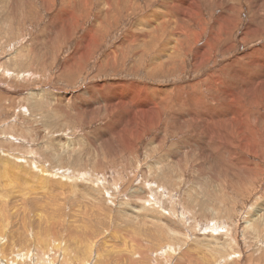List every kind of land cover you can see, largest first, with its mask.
<instances>
[{
  "label": "rangeland",
  "instance_id": "obj_1",
  "mask_svg": "<svg viewBox=\"0 0 264 264\" xmlns=\"http://www.w3.org/2000/svg\"><path fill=\"white\" fill-rule=\"evenodd\" d=\"M31 1L3 0L0 3V66L3 67L0 68V219L2 226L10 222L9 233L5 229L1 232L8 233L3 238L5 241L13 242L10 232L16 231L21 238L19 242L28 244L15 251L5 247L8 258L19 255L18 260H23L13 264H44L39 258H33L37 256L33 251L48 252L45 246L38 248L39 236L48 240L53 249L59 250L54 251V264H264V211L257 217L264 208L263 175L259 179H250L246 174L241 175V166H231V172L234 171L225 179L219 169L220 158L216 159L213 149L212 164L198 172L203 174L198 184L197 158L191 159V164L183 169L184 181L180 180L178 177L182 172L179 167L171 169L176 161L168 158L167 152L176 148L175 143L183 135L170 134L163 147L149 149L152 138L162 134L167 115L157 128L137 143L138 155L126 151L103 166L94 165L107 158L100 151L101 141L105 144L103 141L107 138L100 127L113 116L101 118L98 115L99 119H92L98 113L93 109L103 102L97 94L95 98L99 102L94 103L87 92L97 83L108 88L109 83L123 80H142L163 88L197 80L222 63L264 43V33L260 39L249 41L248 45L240 41L242 29L250 18V8L242 14L244 23L235 33L237 39L232 52L215 54L211 62L194 72L190 55L185 71L176 67L172 73H149L146 62L152 55L139 63H136L137 56L132 55L124 66L110 63L99 70L106 53L118 44L144 10L150 11L149 6L126 21L123 17L119 18V23L114 19L113 28L106 29L109 32L104 33L98 51L88 58L82 50L75 54L76 61H70V54L74 53L82 40L81 35L90 29L92 22L94 27L110 24L111 19L105 20L103 15L100 19L96 17V11L101 7L99 0L79 33L66 43L61 42L64 33L56 17L65 7L62 5L64 0H56L50 11L40 0ZM140 3L142 5L144 1ZM55 24L57 26L53 27ZM87 50L90 51L91 47ZM133 68L137 69L133 71ZM62 96L68 101L59 100ZM86 116L92 120H87ZM114 131L107 132L109 135L113 133L116 140L119 130ZM91 140L96 142L95 149ZM72 141L77 146L72 145ZM62 143L63 146H58ZM146 151H150L149 157ZM163 156L171 163L158 168L156 162ZM185 161L182 158L181 165ZM43 172L47 174L44 178L41 177ZM200 186L206 189L204 194L203 190L198 192ZM193 187L198 188L196 192L199 194L191 190L188 195L187 191ZM36 203L41 207L35 206ZM36 213H41L42 221L49 219L50 234L47 229H42L41 226H47V223L40 224ZM182 214L185 218H181ZM22 228L25 232L21 237ZM132 247L138 250L132 252ZM28 250L32 253L31 258Z\"/></svg>",
  "mask_w": 264,
  "mask_h": 264
},
{
  "label": "bare ground",
  "instance_id": "obj_2",
  "mask_svg": "<svg viewBox=\"0 0 264 264\" xmlns=\"http://www.w3.org/2000/svg\"><path fill=\"white\" fill-rule=\"evenodd\" d=\"M40 1L43 7L49 11L56 5V0ZM142 1H144V4L141 5L140 2ZM1 2H3V0L0 1V3ZM62 3L65 7L61 9L59 15L56 17H58V24L61 26V31L64 33L61 42L66 43L69 39L73 40L79 33L81 25H85V22L91 17L96 6V0H64ZM99 3L101 7L100 10L96 11V17L100 19L103 15L105 20L111 19L110 24L105 26L100 24L94 27V23L92 22L89 27L90 29L81 35L82 40L78 42L74 53L70 54V61H74L76 57L75 54H79L82 50V53L84 52L85 57L88 56V58L94 51H98L100 48L99 45L104 39V33L107 32L106 29L109 27L113 28L114 19L117 23H119V18L122 17L126 21L145 6H149L148 10H150L149 12L144 10L143 15L139 17L133 27L131 26V28L124 33L118 44L106 53L104 59L100 63L99 70L101 71L104 69L105 65H109L110 63L114 65L116 63H121L124 66L127 58L132 55L137 56L136 63L152 55L146 62L149 73L159 71L162 73H172L171 71L176 67H180L184 70L188 57L192 55V71L194 72V70L196 71L201 68L205 63L211 62L215 54H224L226 51L229 53L228 51L232 52L235 49L233 48L236 45L235 42L237 39L235 33L239 30L240 24L243 22L242 14L246 12L245 10L247 8H250V18L242 29L240 41L244 45H248L249 41L253 42L260 39L264 33V0H102V2L99 0ZM153 5H156V7H153ZM217 9L222 10L217 13ZM206 11L207 14L205 13ZM26 12L27 11H25V13ZM60 17L61 20L59 19ZM53 19L55 18H52V20ZM93 21H96V18ZM56 26L55 24L53 27ZM48 37L49 36L46 38ZM83 46L85 48H83ZM88 47H91L90 51L87 50ZM80 56L81 55H79V57ZM67 66H69V64ZM1 67L2 66H0V68ZM135 69L137 68H133V71ZM87 92L92 96L94 103L98 101V99L95 98L97 94L100 95V99H102L103 102V105H97V108L95 107L96 109H93L94 113H98L96 117L92 116V119H99L98 115H100L101 118L113 116L111 121L107 122L105 126L100 127L101 133L107 136L105 141H103L105 144L101 141L102 145L100 147H102V149L100 151H102L107 158L104 161L98 160L94 165L103 166L111 160L114 161V159L124 155L126 151H130L131 154H137L138 152L135 150L137 143L153 129L157 128L164 119V116L167 115L163 123L165 128L162 134H157L152 138L149 149L154 148L152 150H155L163 147L170 134L177 136L181 134L183 136L185 135V137L180 136L179 142L175 141V149L171 148L169 152H167L168 158L172 159L173 162L176 161L172 163L171 169L179 167L182 172L179 173L178 178L180 180L184 181V170L187 164L190 165L192 162L191 159L197 158L199 161L195 164L198 165V168L196 167L197 172L195 171V173L199 176H196V184H198V180L202 178L201 176L203 175L198 172H201V169L205 166L207 167L212 164L211 159L213 158V154L211 151H213V149H215L216 159L220 158V163H218L220 165L219 169H221L220 172L222 174H225V179L228 178L227 175H230L234 171L231 172L233 169L231 166H241V175L246 174V176H250V179H259L262 175L264 176V43L257 44L243 54L235 56L228 62L222 63L217 69L210 71V73L197 80L182 83L180 85L176 84L169 88H163L160 85H149L142 80H123L111 82V84L109 83L108 88L101 86V83H97L96 86L93 85L89 87ZM63 95L67 96L65 93H63ZM60 98L59 100L68 101L64 96ZM74 101H76V99H74ZM76 103L77 102H75V104ZM181 111H183V113H180ZM80 118L82 117L80 116ZM89 118L90 117H88L87 120ZM168 128H170V131ZM114 129V133L116 129L120 132H118L119 137L116 140L113 138V133L109 135V132H107ZM189 131L190 134H188ZM109 140L113 144L109 142ZM90 143L92 148L95 149L96 142L92 141ZM73 144H75V142L72 143V145ZM59 145L63 146V143L58 144V146ZM155 145L158 146L155 147ZM146 153L147 157H149L150 151H146ZM168 158L163 156L162 160L156 162V166L158 168L165 167L166 163H171V160ZM182 158L186 159V161L181 165ZM97 159H99V157ZM169 165L170 164H168V166ZM151 168L152 167H150V169ZM171 169H169L168 172H170ZM46 176L47 174L45 172L41 175L43 178ZM196 188L197 187H193L189 189L187 191L188 195H190L191 190H193L195 194H199L198 192L201 190H203L202 194L206 192V189H202V186H200L201 189L199 191L197 190L198 188ZM194 193L191 195H195ZM40 204L36 203L35 206L39 207ZM6 207L9 206L6 205ZM262 211H264V208H262L261 213L258 214L257 217L263 215ZM41 217V213L38 214L37 221L39 220L40 224L46 222L47 226L41 227L43 230L47 229L46 231L50 234L52 229L48 230V225L51 224V222L49 221L50 223L48 224L49 219L42 221ZM181 218H185L183 214ZM9 226V221L8 224L2 226L0 219V264H13L15 261H20L18 260V258H20L18 257L19 255L8 258V253L6 254L8 250L6 251L5 249L9 248L10 251V248H12L15 251L17 247L23 246L26 243L23 244L19 242L21 238L16 235V231L10 232L15 241H5L3 238H5L10 231V229H8ZM23 228L21 237L24 236L23 232H25ZM25 228L28 230L27 226H25ZM3 229L8 233H2L1 231ZM16 230H19V228ZM32 230L30 231L31 234ZM39 232L35 233L38 234ZM37 240L39 241L38 248L45 246L48 252L44 253L38 251L34 253L33 251V255H37L33 258H39V262L42 260L44 264H52L55 258L54 251L59 250H57V248L53 249L52 244H50L48 240H43L40 236L37 237ZM27 245L26 243V246ZM132 245L134 246V244ZM124 246H127V244L124 243ZM80 248L78 250H80ZM125 250L128 251L127 248H125ZM135 250L137 251L138 248L134 249L132 247V252ZM81 252H79V254ZM31 254L29 252L28 257L31 258ZM110 254L112 253L110 252ZM143 258L146 257L144 256ZM76 260L78 261V259Z\"/></svg>",
  "mask_w": 264,
  "mask_h": 264
}]
</instances>
